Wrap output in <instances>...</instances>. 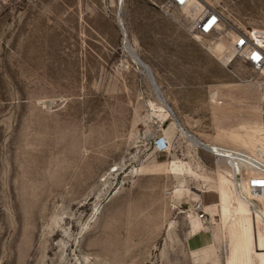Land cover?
Instances as JSON below:
<instances>
[{
  "label": "rangeland",
  "instance_id": "obj_1",
  "mask_svg": "<svg viewBox=\"0 0 264 264\" xmlns=\"http://www.w3.org/2000/svg\"><path fill=\"white\" fill-rule=\"evenodd\" d=\"M214 4L197 39V1L0 0V264H264L263 194L225 164L261 143L232 41L264 0Z\"/></svg>",
  "mask_w": 264,
  "mask_h": 264
},
{
  "label": "built area",
  "instance_id": "obj_2",
  "mask_svg": "<svg viewBox=\"0 0 264 264\" xmlns=\"http://www.w3.org/2000/svg\"><path fill=\"white\" fill-rule=\"evenodd\" d=\"M171 8L183 10L191 5L194 0H166ZM202 5L197 15L191 20V29L200 36H209L217 38L223 31V17L214 0H195ZM232 50L235 56L247 64L251 71L255 74L251 80L257 88L259 103V120L261 123V143L254 152L245 151H228L231 156L227 157V163L233 168L238 165L239 170L236 172L238 177L242 178V174H247L249 179L246 181L258 186L264 198V39L260 37L259 32L255 30H247L235 34L232 41ZM261 74V76H260ZM263 76V77H262ZM158 151H164L166 146L163 142L155 143ZM216 155V154H215ZM213 156L216 159V156ZM232 170V169H231ZM255 175V176H254ZM244 179V178H243ZM245 180V179H244ZM252 188V187H251ZM256 190L252 188L248 198L255 203L256 209L262 214L264 219V206L257 200ZM204 208L202 202H198L196 207V215L198 218L204 217Z\"/></svg>",
  "mask_w": 264,
  "mask_h": 264
},
{
  "label": "bare ground",
  "instance_id": "obj_3",
  "mask_svg": "<svg viewBox=\"0 0 264 264\" xmlns=\"http://www.w3.org/2000/svg\"><path fill=\"white\" fill-rule=\"evenodd\" d=\"M194 1H195V0H194ZM194 1H193V2H194ZM193 2H192L191 4H193ZM190 6H191V5H190ZM190 6H189V7H190ZM189 7L185 8L184 10L187 11V10L189 9ZM259 33H260V32H259ZM193 36H194V38H197V39H201V38H202V36H200V35L197 34V33L194 34ZM208 48H209V47H208ZM210 48L214 49V48H216V47H214L213 45H212V46L210 45ZM261 130H262V128H261ZM202 205H203V204H202ZM203 208H204V206H203ZM194 227H195V226H194Z\"/></svg>",
  "mask_w": 264,
  "mask_h": 264
}]
</instances>
